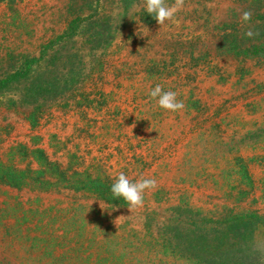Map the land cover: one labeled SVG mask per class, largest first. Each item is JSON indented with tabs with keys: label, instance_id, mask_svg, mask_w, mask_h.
<instances>
[{
	"label": "rangeland",
	"instance_id": "374dc122",
	"mask_svg": "<svg viewBox=\"0 0 264 264\" xmlns=\"http://www.w3.org/2000/svg\"><path fill=\"white\" fill-rule=\"evenodd\" d=\"M258 5L264 0H184L173 20L159 25L145 14L144 0H0V77L43 51L42 59L32 63L33 84L46 65L53 68L56 63L59 79L79 67L84 80L94 74L100 88L121 105L114 111L108 97L92 111L68 112V100L79 94L78 82L57 98L40 95L38 120L32 124L26 113L36 99L24 93L31 82H15L0 93V156L19 142H36L65 164L67 159L54 148L74 150L80 145L74 136L84 135L83 142L93 132L97 137L100 127L115 117L136 119L144 124L132 141L135 154H125L119 172L133 182L141 177L156 180V188L145 191L143 206L132 212L87 192L16 189L0 183V264H63L69 234L87 240L90 232L83 251L91 254L87 264H156L145 239L155 234L173 205L213 216L264 213V59L236 56L221 47L228 33L224 25L250 29L252 21L242 22L241 14ZM99 21L110 28L104 38L111 39L107 46L90 48L79 35L66 37L85 34ZM253 33L258 35L259 29ZM73 50L80 53L81 64L64 65ZM156 85L176 92L185 108H159L149 96ZM97 145L84 148L86 154L103 150ZM109 145L119 151L125 141L118 136ZM237 157L247 165L250 183L237 173ZM10 162L35 166L18 156ZM110 170L114 175L113 166ZM22 211L26 223L18 218ZM71 211L78 214L75 219L88 221L83 228L71 219ZM65 230L70 232L66 237ZM255 244L264 256V229L256 232ZM168 263L189 264L159 257V264Z\"/></svg>",
	"mask_w": 264,
	"mask_h": 264
},
{
	"label": "trees",
	"instance_id": "16d2710c",
	"mask_svg": "<svg viewBox=\"0 0 264 264\" xmlns=\"http://www.w3.org/2000/svg\"><path fill=\"white\" fill-rule=\"evenodd\" d=\"M251 13L252 26L250 29L245 26V29L241 31L238 27L232 26L231 28L229 25H224L223 29L224 31L227 30L228 33H224L221 47L226 53L236 56L264 59V5H258ZM105 25L106 23L95 22L85 31L87 35L79 31L77 34L69 33L66 37L72 39L74 36L79 35L83 37L86 43L90 44V48L101 47L103 43L104 46H107L111 39L104 38L107 37L106 32L110 28L109 25H106V27ZM256 29H259L258 35L254 34L252 37L246 35L249 30L253 32ZM59 38L62 39L63 37L60 36ZM49 45H46L45 48ZM44 54L42 51L39 57L25 60L21 67L17 66L14 69V72L0 77V93L15 82L21 80L31 82L24 93L33 94L36 99L35 105L26 113L27 120L32 124L38 120L40 95L50 94L51 98H57L71 90L78 82L76 90L79 94L74 100H68V112H78V110L83 111V109L92 111L96 105H104L108 97L114 102V111L117 112L121 109L116 96L112 98L110 95L113 94L103 91L94 74L84 80L79 67L73 75L65 78V75L62 74L61 79H59L56 63L53 64V68L46 65L44 72L41 74V79L33 84L31 79L32 63H38ZM68 56V62L64 65L71 62L72 67L74 66L73 62L81 64L82 58L78 51L73 50L69 52ZM71 70L69 69V71ZM27 102L30 103V101ZM71 102L78 104L79 108H74L75 106L70 105ZM113 120L111 124L100 127L101 133H97L98 138L95 132L89 136L85 135V142H83L84 135L74 136L75 141L80 145L72 151L66 147L59 151L54 148L56 155H63L62 158L67 159L65 164L59 158H51L45 147L36 142L31 144L25 141L17 143L9 148L4 156H0V183L16 189L30 187L47 191L66 188L91 193L110 206H127L123 198L114 199L110 189L114 179L120 173L119 168H123V164L128 157L132 158L134 156L132 141L142 131L144 122L136 119L118 120L117 117ZM118 136L121 137V140L124 139L125 147L116 151L110 147L109 139H117ZM96 143H99V146ZM94 145L103 147V150L98 148L96 152L99 150V153L86 154L85 151L87 150L84 148L89 149V146H93L90 148L94 150ZM15 156L30 159L32 163H35V166L27 164L24 167H19L10 162ZM236 160L238 163L236 165L237 173L242 179L250 183L251 178L247 165L241 157H237ZM109 162L112 163L114 168V175L110 170L112 166L108 164ZM11 206V208L18 210L15 205ZM29 210L33 211L34 209ZM170 211L169 217L159 225L155 234L145 239V244L152 246V253L156 256L154 258L156 264H159V257H175L183 259L189 264H264V256L255 244L256 232L264 229V213L257 211L226 212L213 216L205 214L200 209L183 204L173 205ZM22 212L24 213H22V216L18 215V218L26 223L28 221L24 217L27 213ZM75 213L71 211L70 217H73L71 219L75 221H79L75 219V217H78V214ZM79 222V228H83L82 226H85L88 221L85 219ZM71 224L77 225L75 222H71ZM69 233L65 230V237ZM80 233H84V231ZM90 233L93 234V232ZM91 235L88 236L87 240H80L74 234H69L64 241L69 245L64 247L65 253L63 255H65L67 261L63 264H87L86 261H88L91 254L90 251H83L85 249L84 245L90 240ZM39 238L44 240L42 237ZM61 255L59 253L57 256ZM75 258L77 259L76 262Z\"/></svg>",
	"mask_w": 264,
	"mask_h": 264
},
{
	"label": "clouds",
	"instance_id": "9594fccd",
	"mask_svg": "<svg viewBox=\"0 0 264 264\" xmlns=\"http://www.w3.org/2000/svg\"><path fill=\"white\" fill-rule=\"evenodd\" d=\"M144 5L145 11L152 15L159 25H164L165 21L173 20L175 14L183 7L184 0H174L171 5L167 4L166 0H144ZM251 17V11H243L241 14L242 22L250 21ZM246 35L252 37L254 33L249 30ZM149 96L156 100L159 108L166 111L179 112L185 108L184 102L177 99L176 92L164 91L160 85L151 89ZM155 188V179L141 177L133 182L123 172H120L114 179L110 191L114 199L123 198L132 212L143 206L145 191Z\"/></svg>",
	"mask_w": 264,
	"mask_h": 264
}]
</instances>
